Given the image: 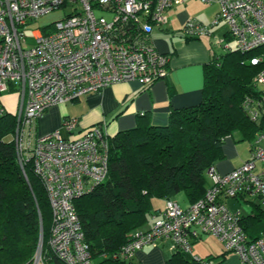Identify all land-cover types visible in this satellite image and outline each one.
<instances>
[{"label":"built area","instance_id":"built-area-1","mask_svg":"<svg viewBox=\"0 0 264 264\" xmlns=\"http://www.w3.org/2000/svg\"><path fill=\"white\" fill-rule=\"evenodd\" d=\"M217 1L219 11L210 24L188 19L182 30L186 37L209 34L210 27L224 21L235 49L248 51L264 44V0ZM181 2L0 0V117L7 109L1 97L14 94L12 140L17 161L21 167L32 163L42 182L52 217L49 252L65 264L93 263L74 201L105 179L108 135L100 123L73 135L76 118L63 120L62 129L70 134L67 137L59 129L38 135V118L52 105L100 92L117 82L134 79L150 86L166 77L169 56L155 48L151 33L167 24L168 10ZM60 7H71L72 11L47 28L33 29L29 44L25 29L29 21ZM257 60L252 58L251 63ZM254 80L264 86V70ZM258 104L249 109L252 120L264 112V93ZM257 160H264V130L240 166L224 174L214 165L206 169L211 183L201 198L186 208L167 199L148 229L132 232L118 257L133 260L143 246L163 239L170 240L173 249L191 255L193 240L211 234L238 257L239 264H264V234L249 239L241 225V210L230 209L223 202L247 196L264 204V175L255 170ZM192 259L214 264L208 257L193 254ZM32 264H45L41 241Z\"/></svg>","mask_w":264,"mask_h":264},{"label":"trees","instance_id":"trees-1","mask_svg":"<svg viewBox=\"0 0 264 264\" xmlns=\"http://www.w3.org/2000/svg\"><path fill=\"white\" fill-rule=\"evenodd\" d=\"M252 58L257 62L251 63ZM261 70L264 44L248 51L229 50L205 65L197 104L172 109L165 125L137 124L108 138L105 179L74 201L92 264H133L134 259L123 260L117 254L156 211L152 198L179 193L190 203L201 198L208 183L206 169L222 158L226 136L239 132L252 139L253 148L264 130V112L256 120L249 113L259 107L264 93L254 80ZM14 125L13 111L6 109L0 117V264H32L40 241L45 264H65L49 252L52 217L42 182L32 163L19 165L14 141L4 140ZM255 216L264 221L258 205ZM247 221L241 220L244 230ZM260 235L247 234L251 240ZM165 264L200 263L175 250Z\"/></svg>","mask_w":264,"mask_h":264},{"label":"crops","instance_id":"crops-1","mask_svg":"<svg viewBox=\"0 0 264 264\" xmlns=\"http://www.w3.org/2000/svg\"><path fill=\"white\" fill-rule=\"evenodd\" d=\"M201 1L182 0L180 4L173 5L167 12V24L152 30L153 45L159 52L169 56V72L166 77L150 86H144L134 79L117 82L100 92L85 94L76 100L52 105L38 118V135H40L39 131L59 129L62 136L67 137L70 134L61 128L63 120L76 118L78 122L72 132L73 135H79L83 130L100 123L103 124L108 138H111L118 131L132 128L137 124L165 125L172 109L197 104L201 99L205 65L212 58L235 49L230 46L226 48L228 43L226 40L232 37L227 25L225 30L220 28L224 21L210 27V33L200 37H186L183 34L182 28L186 20L194 18L207 25L218 13L220 6L217 0H207L202 3ZM195 4L198 8H194ZM8 97L15 99L16 108L14 94L2 96L1 101L8 110L13 111L15 108L8 107L4 102ZM221 149L223 156L213 165L219 173L224 174L249 158L252 139L243 138L239 132H234L233 135L225 137ZM255 170L264 175V160L255 161ZM206 177L208 187L211 181L207 175ZM167 199L174 200L183 208L192 203L185 196L177 199L175 197L160 199L159 206L152 207V210L156 211L149 214L146 224L135 230L148 229L152 224L153 215L163 210ZM223 202L230 209L241 210L243 223L244 219H250L244 224L246 234L253 236L264 234V221L257 220L255 216L256 206L258 205L264 212V204H260L257 198L239 196L225 198ZM174 251L170 240L163 239L155 245L143 246L136 253L133 264H165ZM192 252L197 256L212 258L215 264H239L238 257L234 253L227 252L223 244L211 234H202L193 240ZM187 255L192 258L190 254Z\"/></svg>","mask_w":264,"mask_h":264},{"label":"rangeland","instance_id":"rangeland-1","mask_svg":"<svg viewBox=\"0 0 264 264\" xmlns=\"http://www.w3.org/2000/svg\"><path fill=\"white\" fill-rule=\"evenodd\" d=\"M199 2L201 1V0H198ZM201 3H202V1H201ZM194 6V8H198V5H193ZM72 11V8L71 7H60V8H57V9H54V10H51V11H49L48 13H46V14H43L42 16H40L39 18H37V19H35V20H32V21H29V24H27L26 25V27H25V29H26V35H27V37H28V39H27V41H28V43L30 44L31 43V37H32V31H33V29H35V28H47V27H49L52 23H54L55 21H57V20H59V19H61V18H63L67 13H69V12H71ZM96 14L97 15H100V14H102V15H105V17L106 18H108L109 17V14L108 13H101L100 11H96ZM194 19V18H193ZM196 20V19H195ZM188 20H186V22H187ZM213 21V20H212ZM186 22H185V24H186ZM184 24V25H185ZM208 25V24H207ZM184 27V26H183ZM221 29H226V24L225 23H222V26L220 27ZM182 30H183V28H182ZM183 32V31H182ZM228 43V45L227 46H230L231 48H235V46H236V43H235V40L234 39H228V40H226ZM263 45V44H262ZM256 48V47H255ZM218 49H220V48H218ZM259 87H261V88H264V86L263 85H259ZM4 102H5V104L8 106V107H10V108H12V109H14L15 108V99L14 98H11V97H8V99L7 100H4ZM61 128H62V125H61ZM51 131H53V130H49V131H46V132H40L39 131V134L40 135H45V134H48V133H50ZM13 139V132L11 133V134H9L8 136H6L5 138H4V140H12ZM175 198L177 199V198H184V196L181 194V193H179V194H177L176 196H175ZM159 203H160V199H158V198H153L152 199V207L155 205V206H159ZM41 233H42V226H41ZM39 240H42V235L40 236V239ZM214 247H215V244H214ZM42 248H43V246H42ZM220 248H221V246H220ZM36 251V250H35ZM35 253V252H34ZM193 253V252H192ZM191 253V255L193 256V254ZM33 256H34V254H33ZM33 256H32V259H33ZM33 261V260H32Z\"/></svg>","mask_w":264,"mask_h":264}]
</instances>
